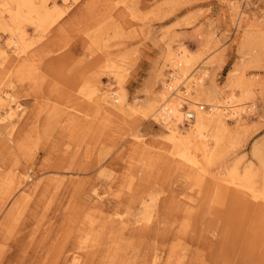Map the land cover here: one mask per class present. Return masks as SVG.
Here are the masks:
<instances>
[{
	"label": "rangeland",
	"instance_id": "374dc122",
	"mask_svg": "<svg viewBox=\"0 0 264 264\" xmlns=\"http://www.w3.org/2000/svg\"><path fill=\"white\" fill-rule=\"evenodd\" d=\"M35 3L56 8V21L42 31L24 24L38 51L33 78L8 82V63L0 60V92L26 111L14 128H0V264H264V253L248 251L244 221L227 206L213 208L215 189L172 167L163 151L173 150L166 127L145 110L180 69L170 53L184 48L191 64L179 86L203 77L204 87L225 95L240 93L237 85L249 90L240 116L226 117L210 172L252 171L263 192L264 0ZM8 36L1 27V46ZM85 87L99 89L95 100L100 90L122 93L124 113L88 105ZM199 103L204 112L215 104ZM136 137L158 153L136 150ZM15 170H23L24 182L6 198L3 184ZM178 201L193 213H179Z\"/></svg>",
	"mask_w": 264,
	"mask_h": 264
},
{
	"label": "bare ground",
	"instance_id": "6f19581e",
	"mask_svg": "<svg viewBox=\"0 0 264 264\" xmlns=\"http://www.w3.org/2000/svg\"><path fill=\"white\" fill-rule=\"evenodd\" d=\"M63 1L65 4L68 3V0ZM35 4V0H0V24L1 27H4L9 32L5 46L0 45V60H2L3 63H8V68H6L8 82H12L15 79L20 80V78L30 79L34 76L32 75V66L34 60L36 61L38 57V51L36 52L34 48L36 43L27 39V30L24 24L26 22H32L37 31H42L46 30L45 28H48L52 22L56 21V13L54 14L56 8H53L54 10H49L45 3H41L36 8ZM34 16H36V18ZM5 17L8 18V21L5 20ZM170 56H172L171 59L174 65L180 66V69L177 73L175 72L172 74L170 82H165L163 84V91L160 92V95L150 100L145 106V110L149 116L161 121L166 127V140L172 146L173 150H163L165 153H168V156L165 157L172 161L170 162L173 163L171 164L172 167L174 165V167L179 166L180 169H183L191 181H195L208 191L214 188L216 194H214L212 203L213 208L219 211L227 206V210H231L232 213L239 218V221H244L240 224V228L244 227L245 233L242 235H244V237L247 235L246 243L247 248H249V253L253 254L257 251L264 253V189L263 192L257 189V184H255L256 182L254 180L256 175H252V171L248 170L244 172V175L240 174L236 168H231L228 175L224 176L213 175V173L210 172V166L215 164L216 154L225 141V128L227 126L226 117L238 118V116H240V110H244L243 107L241 109H238V107L243 105L242 101L248 99L251 93L249 90L243 89L241 85H237L240 89V93H236L237 91L235 92L233 90L230 95H225L224 91L204 87V85H202L203 77L193 79L195 82H188L189 84L187 86L184 85V87H181L183 84L179 86L180 81L186 77L185 75L188 73L187 68L188 65L191 64V58H189L185 48L175 55L170 53ZM197 80L198 82H196ZM98 92L99 89L97 87L94 88L92 92L88 91L85 87L83 97L89 100L88 102L86 99L88 105L93 106L95 104L98 105V109L112 111L118 115L124 113L125 96L122 93L117 94L100 90V97L95 100L92 96ZM174 95L175 99L169 102V97ZM202 99L208 103H215L209 104L210 111H203L205 106L199 103V100ZM15 100V96H5L0 92V110L3 109L4 111L3 113L0 111V124H5L3 127H0L1 130H7L10 126L9 124L12 125L13 120L26 114L25 108L20 103L11 104L15 102ZM188 102L190 103L189 106L191 110L194 112V119L190 120L188 122L189 127L185 128L187 123L183 120L184 117H188V113L190 112H184L183 109L185 106L184 103ZM228 109H230L229 114L227 113ZM70 120L72 121L71 118ZM13 128L12 131L14 132ZM181 128L185 130V133ZM12 131L10 133V141H15ZM135 139L136 141L133 143L136 145V150H140L144 153H158L155 151V148L147 147L146 143H144L140 137H136ZM23 152H25V155L26 153L29 155L28 150H24ZM29 158L31 159V154ZM162 159H164V157H162ZM151 162L153 161L151 160ZM261 163L264 174V158L262 157ZM22 171L23 170H15L14 173L10 175L8 184L2 183L7 189V194H5L6 198L13 194V189L23 184L25 175ZM34 189L37 192L38 189L34 187L30 188L27 190L26 196H31L32 194L30 193H34ZM2 190H4V188H1V191ZM199 195L202 201H204V197L210 194L206 193ZM155 200H159L158 197ZM154 202L153 204H155ZM175 204L178 206L177 210L179 213L187 215L193 213L186 212L183 205L184 202L178 201V203L175 202ZM145 215L146 223H149L152 220V212L149 215L145 213ZM143 217L145 216L143 215ZM120 222L124 224L127 223L123 221V219H121ZM145 259L146 258H144V260ZM79 263V259L74 260V264ZM151 264H156V262L153 261Z\"/></svg>",
	"mask_w": 264,
	"mask_h": 264
},
{
	"label": "built area",
	"instance_id": "2783aa9c",
	"mask_svg": "<svg viewBox=\"0 0 264 264\" xmlns=\"http://www.w3.org/2000/svg\"><path fill=\"white\" fill-rule=\"evenodd\" d=\"M188 112V111H187ZM187 121L194 119V112L188 113V117H186Z\"/></svg>",
	"mask_w": 264,
	"mask_h": 264
}]
</instances>
